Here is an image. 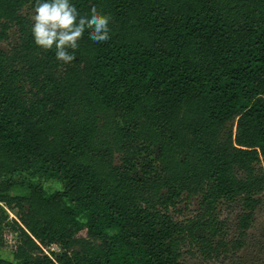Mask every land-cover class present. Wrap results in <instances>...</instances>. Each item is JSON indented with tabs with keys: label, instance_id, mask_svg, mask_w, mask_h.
Here are the masks:
<instances>
[{
	"label": "trees",
	"instance_id": "1",
	"mask_svg": "<svg viewBox=\"0 0 264 264\" xmlns=\"http://www.w3.org/2000/svg\"><path fill=\"white\" fill-rule=\"evenodd\" d=\"M72 3L108 14L110 39L85 30L64 63L32 41L34 0H0V42L16 33L0 49V264L218 256L217 211L237 203L241 249L264 195V0ZM194 198L197 214L173 218Z\"/></svg>",
	"mask_w": 264,
	"mask_h": 264
},
{
	"label": "rangeland",
	"instance_id": "2",
	"mask_svg": "<svg viewBox=\"0 0 264 264\" xmlns=\"http://www.w3.org/2000/svg\"><path fill=\"white\" fill-rule=\"evenodd\" d=\"M33 11L29 8H24L22 14L31 17ZM16 43V33L12 29L8 31V41L0 42V49L7 51L11 44ZM235 120L229 121L223 131L225 136L231 132L235 133ZM261 162L259 168H263ZM43 188L46 193H52L61 189L60 183L56 181L44 182ZM13 195H23L24 191L20 189H14L11 191ZM240 204H233L231 206L221 205L217 211L218 217L221 221H225V232L224 236L229 243L227 252L219 251L218 256H211L206 258L201 255L195 248L185 247L182 252L181 262L182 264H264V195L261 197V204L254 212V219L251 223L250 229L247 231L244 238V245L241 249H232L230 244L237 238V217L242 213ZM184 204L177 206V211H172V216L176 220H185L186 218L192 217L197 214L198 200L196 198L191 199L187 204L186 208ZM12 246V238L7 237L6 243L3 247H0V257L9 261H12L10 247ZM189 250V251H188Z\"/></svg>",
	"mask_w": 264,
	"mask_h": 264
},
{
	"label": "clouds",
	"instance_id": "3",
	"mask_svg": "<svg viewBox=\"0 0 264 264\" xmlns=\"http://www.w3.org/2000/svg\"><path fill=\"white\" fill-rule=\"evenodd\" d=\"M30 20L34 45L44 51L54 49L58 62L76 58L75 50L85 30L94 43L110 39V16L95 7L81 13L72 0H34Z\"/></svg>",
	"mask_w": 264,
	"mask_h": 264
}]
</instances>
